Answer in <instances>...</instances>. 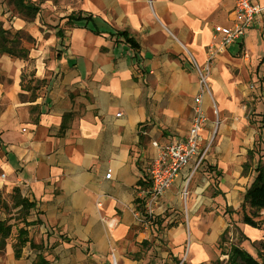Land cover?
Masks as SVG:
<instances>
[{"label": "crops", "instance_id": "crops-1", "mask_svg": "<svg viewBox=\"0 0 264 264\" xmlns=\"http://www.w3.org/2000/svg\"><path fill=\"white\" fill-rule=\"evenodd\" d=\"M233 4L77 0L63 15L81 10L127 29L137 48L62 20L49 30L55 55L22 61L0 54V193L17 187L33 203L25 215L20 206L17 217L0 212L11 226L0 264H35L37 254L41 264H157L167 256L201 264L215 257L264 150V127L248 115L264 112V18L212 62L210 95L201 97L207 151L200 166L175 178L150 215L144 202L138 211L135 199L158 153L151 142L183 138L189 129L199 82L187 53L199 64L206 60L213 26L230 23ZM8 9L0 0L3 27ZM10 23L22 27L17 19ZM39 80L45 92L32 95ZM20 227L38 247L27 241L15 256Z\"/></svg>", "mask_w": 264, "mask_h": 264}, {"label": "built area", "instance_id": "built-area-1", "mask_svg": "<svg viewBox=\"0 0 264 264\" xmlns=\"http://www.w3.org/2000/svg\"><path fill=\"white\" fill-rule=\"evenodd\" d=\"M231 14L229 24L213 26V41L208 44L206 60L202 64L197 63L193 56L187 53L198 76L199 91L191 104V120L186 135L178 139L167 138L162 143L151 142L158 148V153L146 166L148 185L141 191V199L144 200L147 215L152 213V202L175 178L188 168L192 172L195 171L202 163L207 151V145L202 138V132L207 124V115L201 104V97L205 93L210 95L209 76L212 62L218 53L224 51L229 45L239 42L249 27L264 18V5L258 4L255 0H234ZM110 175V169H107L104 177L109 178ZM2 176L3 174L0 175Z\"/></svg>", "mask_w": 264, "mask_h": 264}, {"label": "rangeland", "instance_id": "rangeland-1", "mask_svg": "<svg viewBox=\"0 0 264 264\" xmlns=\"http://www.w3.org/2000/svg\"><path fill=\"white\" fill-rule=\"evenodd\" d=\"M20 1H22L27 8L22 7V3H19ZM76 3L77 0H7L8 10L11 11V14H9L7 18L9 22L8 27H3V24L2 27L9 29V38L14 37L17 40L16 48L24 47L27 50L24 58L17 59L22 61L37 57L39 59H45L48 55H55L57 51L56 44L51 38V35H49L52 34L49 30L52 31V28H55L54 24L58 20V17L67 13L70 7ZM15 19H17L19 24H22L21 28L17 29V27H14L12 23H10V21L12 22ZM15 26H18V24ZM30 72L31 67L28 66L26 76H28ZM36 85L37 87L33 88L34 90L31 91V94H44V85L41 82H34V86ZM259 86L262 88L264 87V80L262 78L259 79ZM248 115L250 116L249 120H251V123L253 120L255 124H258L259 129L264 127V124L259 125V123H264V112L256 114L250 109ZM261 132L263 131L261 130ZM256 146L258 147L256 150L262 151L260 143ZM257 156V154H253V158H257ZM5 200L7 206L5 208L0 206V212L5 214L13 213V216L17 217L15 208H11V200L7 197H5ZM246 210H248V208H246ZM237 218V220H231L229 226L218 241L217 248L219 252L210 261L201 264H229L228 258L232 247L243 248L259 262L264 261V250L259 247L258 243L264 236V209L260 210L258 216L254 218L255 220H260V228H258L259 231L257 234L256 232L254 233L255 235L246 233L244 227L240 225L241 212L238 213ZM156 263L179 264L178 260L168 256Z\"/></svg>", "mask_w": 264, "mask_h": 264}, {"label": "trees", "instance_id": "trees-1", "mask_svg": "<svg viewBox=\"0 0 264 264\" xmlns=\"http://www.w3.org/2000/svg\"><path fill=\"white\" fill-rule=\"evenodd\" d=\"M19 3H22V7L27 8V6L24 5L22 1H20ZM62 20L65 21L67 26L84 27L94 34L108 33L110 37H116V39L121 37L123 41H125L132 48H137L138 46V43L135 40L134 36L130 34L127 29H113L102 19L94 17L91 14L85 13L81 10L72 11L67 15L59 17L58 24L55 27H57L59 25V22ZM9 33V29L3 28L0 22V54H7L13 58H24L27 50L24 47L16 48L15 46L17 44V40L14 37L9 38ZM56 33L58 34L59 31H57ZM42 81L43 80H39L36 82ZM64 127L65 126L63 125L61 129L64 130ZM247 167L248 163H245L244 170H246ZM254 171L255 176L243 195L240 221L243 224H247L253 228L258 229L260 228V220H255L254 218L258 216L260 210L264 209V150L263 153L258 156V159L254 166ZM5 197L11 200V208L20 206L17 211L24 215L33 205L32 202L27 200V198L21 196L20 191L17 187H14L12 191L5 196H2V194L0 193V206H2L3 208L7 206ZM143 202V199H135L136 207L139 212H143ZM246 208H248V210H246ZM36 222H38V220L26 222L25 225L34 224ZM10 228L11 226L7 223L6 218L0 219V249H2L4 246L5 239L10 233ZM27 241L29 242L31 248L36 249L38 247V245H35L32 240H29L27 238L26 228L20 227L17 231L16 242L13 244L15 256H19L20 248ZM258 243L259 247L264 250V236L261 240L258 241ZM228 261L229 264H264V261L259 262L249 252L239 247H233L231 249ZM43 262V258L39 254H37L35 264H41Z\"/></svg>", "mask_w": 264, "mask_h": 264}, {"label": "bare ground", "instance_id": "bare-ground-1", "mask_svg": "<svg viewBox=\"0 0 264 264\" xmlns=\"http://www.w3.org/2000/svg\"><path fill=\"white\" fill-rule=\"evenodd\" d=\"M255 232H256V234H257L258 231L252 229V231H251L250 233H251V234H254Z\"/></svg>", "mask_w": 264, "mask_h": 264}, {"label": "water", "instance_id": "water-1", "mask_svg": "<svg viewBox=\"0 0 264 264\" xmlns=\"http://www.w3.org/2000/svg\"><path fill=\"white\" fill-rule=\"evenodd\" d=\"M233 248V247H232Z\"/></svg>", "mask_w": 264, "mask_h": 264}]
</instances>
